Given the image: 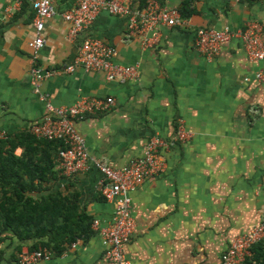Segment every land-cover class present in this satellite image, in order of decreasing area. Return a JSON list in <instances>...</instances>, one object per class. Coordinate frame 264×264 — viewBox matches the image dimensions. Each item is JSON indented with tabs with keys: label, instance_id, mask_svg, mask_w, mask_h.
I'll use <instances>...</instances> for the list:
<instances>
[{
	"label": "crops",
	"instance_id": "1",
	"mask_svg": "<svg viewBox=\"0 0 264 264\" xmlns=\"http://www.w3.org/2000/svg\"><path fill=\"white\" fill-rule=\"evenodd\" d=\"M15 1L0 0V133L13 137L40 123L46 114L42 97L55 107L71 106L80 98L112 97L115 103L108 111L75 122L92 159L123 170L142 156L151 136L172 143L164 152V173L129 194L135 227L124 257L131 264H220L231 241L264 218V81L252 78L264 63L249 59L235 38L211 60L198 54L193 43L198 28L237 30L249 21L262 26L264 42V0H142L179 12L189 1L191 12L181 15L183 27H161L147 48L138 38L126 39L125 18L103 12L70 39L61 14L76 0H53L56 13L45 20L38 66L55 73L40 81L37 93L30 83L28 46L35 35L34 0H21L18 7ZM88 37L114 47L116 63L138 65V77L119 84L80 67L64 71ZM180 125L189 134L184 143L176 138ZM34 143L38 146L27 149L35 148L31 160L37 162L46 155L43 144ZM23 151L17 146L13 157ZM51 159L56 165V158ZM52 170L57 180L35 181L26 191L29 196L60 192L76 198L78 207L101 225L111 220L114 206L99 193L101 177L92 165L70 177L62 176L58 165ZM34 242L2 232L0 264H18V255ZM103 253L94 233L35 264H108Z\"/></svg>",
	"mask_w": 264,
	"mask_h": 264
},
{
	"label": "built area",
	"instance_id": "2",
	"mask_svg": "<svg viewBox=\"0 0 264 264\" xmlns=\"http://www.w3.org/2000/svg\"><path fill=\"white\" fill-rule=\"evenodd\" d=\"M21 0L14 2L15 7ZM34 12L33 25L35 35L28 46L31 50L30 83L38 92L41 80L55 73L54 70H43L38 66L39 52L44 45L42 31L45 20L56 13L53 0H34L31 3ZM107 13L110 16L126 19L127 40L138 38L143 48L156 42V33L161 27H183L185 19L177 9L168 8L155 2L141 6L137 0H76L75 5L61 14L68 26V37L75 39L88 28L97 15ZM262 26L255 21L245 23L243 28L216 30L214 28H198L194 37V50L201 56L211 60L218 55L221 46L231 39L241 42L246 56L251 60L264 63V42L261 38ZM116 50L111 45L98 38H85L81 42L73 65L64 71L70 73L75 67L84 72L102 73L108 82L123 84L138 77V65H121L115 62ZM255 82L264 81V66L254 73ZM245 81H249L245 78ZM46 100V114L40 123L29 128V133L37 139L60 141L62 147L58 151V168L62 176L70 177L86 172L92 165L101 177L98 191L104 201L114 206L111 220L101 225L94 219L91 229L102 242L104 253L102 257L108 264H131L124 257V246L130 241L135 223L131 214V198L129 194L150 178L164 173L166 162L164 152L171 146L166 138L159 135L151 136L145 144L141 157L131 160L123 170H117L102 160L92 159L85 139L77 132L75 122L87 115L108 111L114 106L112 97L80 98L71 106L55 107ZM6 134L0 133V139ZM179 142H186L189 134L180 125L176 131ZM264 186V173L262 175ZM264 220V218H263ZM263 220L249 232L235 237L227 250L220 257V264H243L250 255V248L264 238ZM76 242L70 247H75ZM18 264H35L52 258V252L43 248L18 255Z\"/></svg>",
	"mask_w": 264,
	"mask_h": 264
},
{
	"label": "trees",
	"instance_id": "3",
	"mask_svg": "<svg viewBox=\"0 0 264 264\" xmlns=\"http://www.w3.org/2000/svg\"><path fill=\"white\" fill-rule=\"evenodd\" d=\"M240 1L252 4L259 0ZM140 4L145 5L142 0ZM188 5L189 1H186L180 9L182 17L190 15ZM35 141L43 144L42 151L46 155L37 162L31 160L35 148L33 151L27 149L29 144L36 145ZM17 146H23L24 151L16 159L12 153ZM46 147L53 152L45 150ZM61 147L60 141L36 139L27 131L0 139V234L10 231L19 239L35 241L25 252L47 248L52 255H59L67 245L94 234L91 229L94 218L78 207L76 198L69 199L56 192L34 199L26 192L32 189L35 181L41 184L50 179L57 180V172L52 169L58 165ZM51 156L56 158V165ZM19 178L23 179L19 181ZM243 264H264V238L250 248V255Z\"/></svg>",
	"mask_w": 264,
	"mask_h": 264
}]
</instances>
